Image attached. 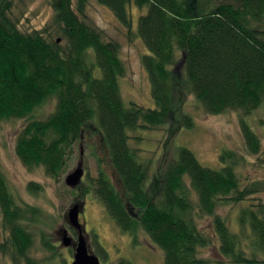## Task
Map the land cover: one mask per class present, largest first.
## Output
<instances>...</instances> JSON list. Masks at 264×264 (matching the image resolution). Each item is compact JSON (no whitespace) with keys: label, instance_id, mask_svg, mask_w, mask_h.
Returning <instances> with one entry per match:
<instances>
[{"label":"trees","instance_id":"16d2710c","mask_svg":"<svg viewBox=\"0 0 264 264\" xmlns=\"http://www.w3.org/2000/svg\"><path fill=\"white\" fill-rule=\"evenodd\" d=\"M96 1L143 42L154 107L125 101L120 44L89 23V0L75 6L73 0H51V24L31 31L20 27L16 0H0V125L24 121L17 157L29 170L59 179L84 141L98 174L87 177L89 185L81 183L79 198L94 193L123 232L144 231L162 250L163 264H264V200L242 206L234 224L219 212L264 193V180L242 185L236 165L243 157L225 150L219 168H211L180 146L163 174L150 175V164L130 143L138 129H171L175 122L178 131L193 128L185 111L192 97L206 114L238 112L247 153L264 154L246 119L264 105V0ZM52 103L51 112L37 115ZM29 189L35 193L42 186L31 183ZM0 212L7 234L3 252L11 249L14 264H40L30 255L34 233L26 224L39 220L40 210L18 201L1 169ZM198 217L211 219V231ZM215 240L225 262L200 255ZM42 243L55 252L45 235ZM115 264L132 262L121 258Z\"/></svg>","mask_w":264,"mask_h":264},{"label":"rangeland","instance_id":"374dc122","mask_svg":"<svg viewBox=\"0 0 264 264\" xmlns=\"http://www.w3.org/2000/svg\"><path fill=\"white\" fill-rule=\"evenodd\" d=\"M75 4L76 0H73V5ZM85 11L89 23L100 30L106 40L117 41L120 44V57L126 66V74L121 80L125 101L146 108L154 107L148 74L141 61L142 55L146 52L143 42L130 37L128 30L121 25L113 12L96 0H89ZM133 13L137 25L139 11L134 8ZM53 15L51 0H16L15 16L23 30L43 29L51 24ZM53 109L52 103L40 110L37 115L48 114ZM185 111L193 117V128H182L178 131L175 122L171 129L169 127L138 129L130 133L131 146L139 151L142 161L150 164V175L155 172L163 174L174 151L177 147L184 146L195 153L201 164L211 168H219L220 157L225 150L236 152L238 156L243 157L236 165L242 185L249 181L264 180V154L253 156L247 153L238 112L206 114L195 105L192 97L185 103ZM246 119L260 136L264 152V105ZM23 125V120L8 121L0 125V169L18 201L40 210L39 220L26 222L29 230L34 233V243L30 250L32 257L40 264H71L74 261L73 251L63 245L64 235L61 230L67 228L66 215L69 210L78 204L80 223L85 225L90 248L100 258L101 264H115L121 258L130 260L132 264H163L162 250L144 231H138L135 236L123 232L94 193L81 199L79 198L81 184L76 188L66 185L65 178L78 167L79 163H82L84 169L81 183L89 185L87 177L94 179L98 174L97 162L86 142L78 144L66 172L59 179H54L47 176L43 169L29 170L17 157L16 137ZM91 143L93 144V141ZM104 167L121 190L120 182L113 170L107 164ZM31 183L41 184L42 189L35 193L31 192L29 189ZM261 200H264V193L250 197L242 205L230 204L220 207L219 212L234 224L242 206L257 204ZM198 222L204 230L211 231L210 218L198 217ZM1 224L0 212V264H14L11 249L4 253L1 247L7 238ZM43 235L46 241L56 248L55 252L45 248L42 243ZM96 241L107 251V259L98 253ZM200 255L203 258L226 261L220 254L217 240L213 246L202 249Z\"/></svg>","mask_w":264,"mask_h":264},{"label":"water","instance_id":"95a60500","mask_svg":"<svg viewBox=\"0 0 264 264\" xmlns=\"http://www.w3.org/2000/svg\"><path fill=\"white\" fill-rule=\"evenodd\" d=\"M60 41V39L58 40ZM84 176V169L82 163L78 164V167L69 173L65 178V183L70 188H76L82 182ZM80 206L78 204L74 205L66 215L68 222L79 231V239L76 245V252L74 256V261L72 264H101L100 258L90 252L87 240L85 238L84 227L79 220ZM72 243V238L64 233L63 245L69 247Z\"/></svg>","mask_w":264,"mask_h":264},{"label":"flooded vegetation","instance_id":"af4514ba","mask_svg":"<svg viewBox=\"0 0 264 264\" xmlns=\"http://www.w3.org/2000/svg\"><path fill=\"white\" fill-rule=\"evenodd\" d=\"M80 219H81V216H80ZM66 222H67V228H63L61 231L63 232V235H64V233H67L68 234V236L69 237H71L72 238V243H71V245L68 247V248H70V250H72L73 251V259H74V256H75V252H76V245H77V242H78V239H79V231L75 228V227H73L69 222H68V220L66 219ZM80 222H81V220H80ZM82 224V223H81ZM83 226H84V228H85V225L84 224H82ZM86 230V231H85ZM85 237H86V240H87V243H88V235H87V229L85 228ZM61 234V233H60ZM88 246H89V249H90V252L91 253H94L93 251H92V249L90 248V245H89V243H88ZM95 254V253H94ZM73 263V261L71 262V264Z\"/></svg>","mask_w":264,"mask_h":264}]
</instances>
